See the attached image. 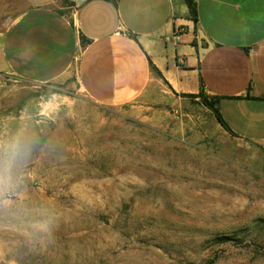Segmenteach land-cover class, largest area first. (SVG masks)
Here are the masks:
<instances>
[{"label":"rangeland","instance_id":"374dc122","mask_svg":"<svg viewBox=\"0 0 264 264\" xmlns=\"http://www.w3.org/2000/svg\"><path fill=\"white\" fill-rule=\"evenodd\" d=\"M73 85L0 74V264H264V146Z\"/></svg>","mask_w":264,"mask_h":264},{"label":"crops","instance_id":"0c3cea01","mask_svg":"<svg viewBox=\"0 0 264 264\" xmlns=\"http://www.w3.org/2000/svg\"><path fill=\"white\" fill-rule=\"evenodd\" d=\"M194 2L196 22L184 0H0V74L74 78L108 106L202 91L225 128L197 106L203 115L264 146V0Z\"/></svg>","mask_w":264,"mask_h":264},{"label":"trees","instance_id":"16d2710c","mask_svg":"<svg viewBox=\"0 0 264 264\" xmlns=\"http://www.w3.org/2000/svg\"><path fill=\"white\" fill-rule=\"evenodd\" d=\"M188 9H189V14H190V18L192 20H194L195 22L197 21V9H196V3L194 2V0H184ZM184 97H188L191 99H196L199 98L202 100V103L207 106L209 109L212 110L215 119L217 120V122L225 128L224 122L222 121L221 117L219 116L218 110H217V100L215 98H210L207 97L206 95H204V93L202 91H200L198 94H187V95H183ZM230 239L229 237H221L218 239V243L222 244L225 242H228Z\"/></svg>","mask_w":264,"mask_h":264},{"label":"water","instance_id":"95a60500","mask_svg":"<svg viewBox=\"0 0 264 264\" xmlns=\"http://www.w3.org/2000/svg\"><path fill=\"white\" fill-rule=\"evenodd\" d=\"M201 39H205V38L202 36Z\"/></svg>","mask_w":264,"mask_h":264}]
</instances>
